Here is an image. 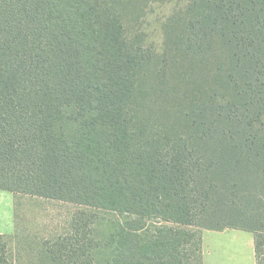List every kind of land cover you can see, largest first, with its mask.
I'll return each instance as SVG.
<instances>
[{"label": "trees", "instance_id": "1", "mask_svg": "<svg viewBox=\"0 0 264 264\" xmlns=\"http://www.w3.org/2000/svg\"><path fill=\"white\" fill-rule=\"evenodd\" d=\"M131 1L0 0V190L124 216L112 264H203L202 232L228 229L262 264L264 0H190L161 55ZM87 216L47 264H96Z\"/></svg>", "mask_w": 264, "mask_h": 264}, {"label": "rangeland", "instance_id": "2", "mask_svg": "<svg viewBox=\"0 0 264 264\" xmlns=\"http://www.w3.org/2000/svg\"><path fill=\"white\" fill-rule=\"evenodd\" d=\"M189 2L190 0H151L149 3L140 4L136 0L131 1V5L124 13L127 33L143 34L145 44L150 46L155 53L161 55L165 44L164 27L166 22L175 13L183 11ZM64 127L66 131L71 132L74 125L66 122ZM8 195V192L3 194L5 220L10 212L9 209L8 212L5 210L8 208ZM82 210L90 215L87 217H94L90 231L96 242V248L92 251L95 263L112 264L115 247L111 244V240L117 232L119 224L125 220L124 216L112 211L92 210L30 195L15 197L14 229L10 234L5 235L14 264L49 263L46 258L45 248L47 246L45 243L53 242L59 237L71 233L73 219ZM4 224L7 223L4 222ZM7 229L8 227L5 225L0 228L6 232ZM228 235L229 233L208 232L204 238V244L210 248H217L218 251L225 247L236 248L235 245H239V243L231 242ZM260 236L264 240V234ZM250 243L252 242L250 241ZM218 255L220 256L216 258L220 262L228 261L223 254L219 253ZM260 261L264 264V253L260 256Z\"/></svg>", "mask_w": 264, "mask_h": 264}, {"label": "crops", "instance_id": "3", "mask_svg": "<svg viewBox=\"0 0 264 264\" xmlns=\"http://www.w3.org/2000/svg\"><path fill=\"white\" fill-rule=\"evenodd\" d=\"M5 192L7 191L0 190V228H3L5 225L8 227V229L7 232L0 230V235L10 234L14 229V200L16 196L8 192V208H6L5 210H7L8 212L9 209L10 212H8L7 219L5 220L3 208V194ZM4 222H6L7 224H4ZM208 232L229 233L228 236L230 237L231 242H233L234 244L239 243V245H235L237 247H234L233 249H229L230 247H225L219 251L217 248H210L208 246H205L204 238L208 234ZM235 238H237L239 241ZM250 241L252 243H250ZM219 253L223 254L224 258L228 261L224 263L220 262L216 258L217 256H220L218 255ZM202 259L203 264H257L255 236L253 233L239 230H225L223 232L209 230L204 231L202 232Z\"/></svg>", "mask_w": 264, "mask_h": 264}]
</instances>
